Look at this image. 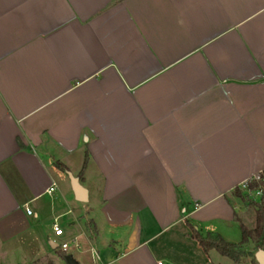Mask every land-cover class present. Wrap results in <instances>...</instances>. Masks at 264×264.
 <instances>
[{"label":"crops","instance_id":"1","mask_svg":"<svg viewBox=\"0 0 264 264\" xmlns=\"http://www.w3.org/2000/svg\"><path fill=\"white\" fill-rule=\"evenodd\" d=\"M263 170L264 0H0V264L46 254L70 174L86 264H220L188 222L228 241Z\"/></svg>","mask_w":264,"mask_h":264},{"label":"rangeland","instance_id":"2","mask_svg":"<svg viewBox=\"0 0 264 264\" xmlns=\"http://www.w3.org/2000/svg\"><path fill=\"white\" fill-rule=\"evenodd\" d=\"M255 197V196H254ZM255 198H258L257 196ZM71 199H73V201H70ZM83 205L84 203H82L81 201H78L77 199H75L74 195L72 196V192L70 194V199L68 200V204H67V209H71L72 211L65 217L62 219H58V223L60 224V226L63 229L64 234L62 236H55L54 232L51 233V229H52V223L50 222L49 218L46 217H40L39 219V223L38 226L41 228L42 231L49 233L50 236V240L56 242L58 245L62 244L63 242H68L69 243V248L64 251L62 249H53L50 244L49 241H46V254H44L42 256V258H40V260H37L35 263L33 264H67L66 261L64 260L65 256H73L75 259L80 258V255H84V258L81 260V264H86V263H92L91 260V255L89 253H83L81 254V249H77L74 246L73 240H75V237H77V242L79 244H81V246L83 247V239L78 238V234L80 233V226H79V222L80 225H84L86 223V216H85V212L83 211ZM239 208L241 211V217L243 219V221L249 226V227H253L254 223H255V215H254V208L253 207H248L246 204L244 205L243 202H240ZM79 217L78 221H75L74 218ZM227 239L230 242L233 243H239L241 242L242 239V231L240 228V223L237 221L236 223H234L233 227H230V230L227 234ZM225 238V237H224ZM246 248H250L252 250H254V244L251 245H247L245 246V250ZM33 250H27L28 252H34L36 251V248H32ZM27 253L26 255L29 256L32 253ZM218 254V253H216ZM222 258L223 261L220 262V264H246V261L244 258H242L241 262L236 263L234 262L232 259L223 256V255H218ZM31 257V256H30ZM20 258V257H19ZM246 259H249L246 257ZM251 259L253 262H256L255 256H254V251L251 252ZM162 263L164 264H168L167 261L164 262V260H161ZM9 264V262L7 263ZM179 264H190V263H179Z\"/></svg>","mask_w":264,"mask_h":264},{"label":"trees","instance_id":"3","mask_svg":"<svg viewBox=\"0 0 264 264\" xmlns=\"http://www.w3.org/2000/svg\"><path fill=\"white\" fill-rule=\"evenodd\" d=\"M57 166L63 171H69L68 168L61 162H56ZM261 179L262 193L259 200L251 198L240 187L235 188L234 195L248 207L254 208L255 223L253 227H249L237 213L235 220L240 223L242 231V239L239 243L227 241L219 233H203L194 225L188 222L190 228V236L203 248L205 252L211 249L216 250L223 256L232 259L234 262H241L245 255V246L249 243H254L257 249H264V170L257 174ZM246 186L249 190L254 191L260 187L255 180L249 179L246 181ZM59 248H57L58 250Z\"/></svg>","mask_w":264,"mask_h":264},{"label":"built area","instance_id":"4","mask_svg":"<svg viewBox=\"0 0 264 264\" xmlns=\"http://www.w3.org/2000/svg\"><path fill=\"white\" fill-rule=\"evenodd\" d=\"M252 180H255L256 182L259 183L260 187L254 191H251L247 188L246 186V182L243 183L241 189L248 194L251 198L255 199V197H260L262 190H261V179L258 175L254 176L253 178H251ZM56 188V184H52V186L47 190V192L49 194H51ZM255 196V197H254ZM26 210L29 214L32 213L31 209L26 205ZM52 229L54 232L55 236H62L64 234L62 227L60 226V224L58 223L57 220H55L52 224ZM74 246L75 248L79 249L80 248V244L77 242V240H73ZM58 247L64 251H66L69 248V243L68 242H63L62 244L58 245ZM92 253H93V258L97 259L98 255L96 253V251L94 249H92Z\"/></svg>","mask_w":264,"mask_h":264},{"label":"water","instance_id":"5","mask_svg":"<svg viewBox=\"0 0 264 264\" xmlns=\"http://www.w3.org/2000/svg\"><path fill=\"white\" fill-rule=\"evenodd\" d=\"M71 180V187L74 192L75 198L78 201L86 202L88 200V191L87 189L80 183L79 178L69 175ZM52 248H57L58 244L54 241L49 242ZM255 258L258 264H264V249L260 248L255 253ZM65 261L67 264H78V261L73 256H66Z\"/></svg>","mask_w":264,"mask_h":264}]
</instances>
